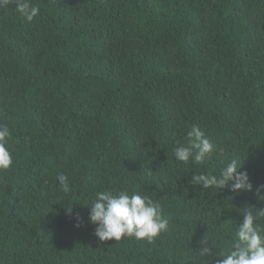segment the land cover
I'll use <instances>...</instances> for the list:
<instances>
[{"label":"trees","instance_id":"obj_1","mask_svg":"<svg viewBox=\"0 0 264 264\" xmlns=\"http://www.w3.org/2000/svg\"><path fill=\"white\" fill-rule=\"evenodd\" d=\"M30 2L31 22L0 8V264H202L200 241L264 207V0ZM192 125L215 151L185 165ZM232 160L250 188L190 183ZM111 189L159 202L168 231L100 241L90 200Z\"/></svg>","mask_w":264,"mask_h":264},{"label":"clouds","instance_id":"obj_2","mask_svg":"<svg viewBox=\"0 0 264 264\" xmlns=\"http://www.w3.org/2000/svg\"><path fill=\"white\" fill-rule=\"evenodd\" d=\"M11 3L16 4V11L27 22L33 21L40 14V8L30 0H0V8H6ZM11 135L9 127L0 124V171H6L14 165L8 147ZM186 138V144H178L173 148L178 162L185 165L200 164L206 158H211L215 145L199 126L192 125ZM239 168L238 161L232 160L222 167L219 175L195 173L190 183L200 185L202 189L224 186H229L233 191L248 189L250 184L247 173L238 172ZM57 180L59 189L69 193L71 186L68 176L58 172ZM90 201L88 219L96 225L94 234L100 241L135 238L152 243L169 229V218L163 215L159 202L140 192H130L128 189L105 190L98 192ZM241 212L243 221L236 226L234 236L225 245H218L217 241L208 237L200 241L198 256L202 264H264V207L247 206ZM205 257L207 259H203Z\"/></svg>","mask_w":264,"mask_h":264}]
</instances>
